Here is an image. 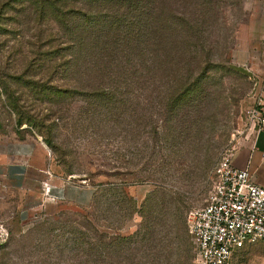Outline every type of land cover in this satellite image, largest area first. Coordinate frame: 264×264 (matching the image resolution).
I'll return each mask as SVG.
<instances>
[{"label": "rangeland", "instance_id": "1", "mask_svg": "<svg viewBox=\"0 0 264 264\" xmlns=\"http://www.w3.org/2000/svg\"><path fill=\"white\" fill-rule=\"evenodd\" d=\"M34 2L0 0V264H194L191 238L189 256L167 227L149 246L144 212L177 209L189 236L187 213L206 203L221 155L236 162L254 148L262 1L161 0L160 15L159 0H140L136 51L125 49L113 81L90 66L99 56L63 65L64 41L101 36L79 34L73 16L70 37ZM100 79L113 86L88 88ZM19 161L36 186L6 182ZM232 264H264V243Z\"/></svg>", "mask_w": 264, "mask_h": 264}, {"label": "built area", "instance_id": "2", "mask_svg": "<svg viewBox=\"0 0 264 264\" xmlns=\"http://www.w3.org/2000/svg\"><path fill=\"white\" fill-rule=\"evenodd\" d=\"M247 118L256 134L264 131V75L255 82ZM211 181L206 203L186 217L194 264H232L241 247L264 243V184L254 181L250 161L235 166L229 153L211 169Z\"/></svg>", "mask_w": 264, "mask_h": 264}, {"label": "trees", "instance_id": "3", "mask_svg": "<svg viewBox=\"0 0 264 264\" xmlns=\"http://www.w3.org/2000/svg\"><path fill=\"white\" fill-rule=\"evenodd\" d=\"M139 2L140 0H35L34 4L41 14H44L47 9H50L62 23H65V28L70 37H72L73 34L68 23L70 22L69 20H72L73 16L81 19V24L77 27L79 34L84 33L83 36L85 34L100 35L101 37L98 45L90 46L88 40L82 37L81 43L76 42V40L68 39L63 42V47L58 46L56 50L62 59V64L67 66L71 63L72 67L75 65L74 61L77 53H80V57L83 55L82 57L85 59L99 56V60L95 61L93 59V63L90 66H99V70L104 71L103 75H107V78L113 81V78L117 80L124 77V73H118L120 67L122 69V65L119 64V62L124 56L125 49L136 51L134 41L131 45L129 41L130 38L138 36V30H136V28L140 21V14L133 13L134 10L138 11ZM157 8L160 9L161 15V0H159ZM125 13H132L129 15L131 18H125ZM163 19L164 22L163 25L160 24V29L163 28L164 30L167 22L165 21L166 18ZM60 50L66 51L69 57H65L66 54L62 53ZM69 52H71V55ZM114 67L116 68L113 69ZM110 86H113V84L108 85L100 79L98 83L95 85L92 84L88 88L102 89L105 91ZM156 214H153L152 209H150L149 212H144V229L149 236V246L152 249H156V246L160 245L164 234L162 231L167 227L165 231L168 230L167 233L171 234L176 242H178L181 236L186 237L185 240L187 242H185L182 251L190 256L193 245L191 241H188L190 235L188 236L184 230L181 232L178 230L177 209L171 211L169 209L161 210L160 208ZM118 239H122V237Z\"/></svg>", "mask_w": 264, "mask_h": 264}, {"label": "crops", "instance_id": "4", "mask_svg": "<svg viewBox=\"0 0 264 264\" xmlns=\"http://www.w3.org/2000/svg\"><path fill=\"white\" fill-rule=\"evenodd\" d=\"M264 5V0H261ZM253 129V128H252ZM254 132V148L252 150H244L241 153V159L237 160L233 164L238 167H243L246 165L247 161H250V167L253 175L254 181L264 184V131L256 134ZM30 165H23L20 161L18 163H13L9 168H6L5 172L2 175L5 176L6 182L11 183L12 185H22L30 186L35 185L38 180H29V171ZM57 186L63 185V183H57ZM87 190L83 188L81 195H87V200L91 198V191L86 192ZM77 193V194H78Z\"/></svg>", "mask_w": 264, "mask_h": 264}]
</instances>
